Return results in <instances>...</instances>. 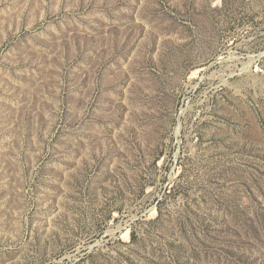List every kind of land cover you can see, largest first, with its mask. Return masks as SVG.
Listing matches in <instances>:
<instances>
[{"label": "rangeland", "instance_id": "374dc122", "mask_svg": "<svg viewBox=\"0 0 264 264\" xmlns=\"http://www.w3.org/2000/svg\"><path fill=\"white\" fill-rule=\"evenodd\" d=\"M0 264H264V0H0Z\"/></svg>", "mask_w": 264, "mask_h": 264}, {"label": "bare ground", "instance_id": "6f19581e", "mask_svg": "<svg viewBox=\"0 0 264 264\" xmlns=\"http://www.w3.org/2000/svg\"><path fill=\"white\" fill-rule=\"evenodd\" d=\"M221 57V56H220ZM179 131V130H178Z\"/></svg>", "mask_w": 264, "mask_h": 264}]
</instances>
